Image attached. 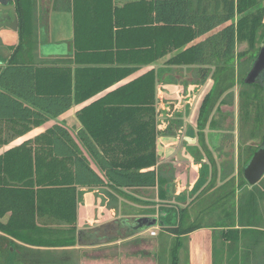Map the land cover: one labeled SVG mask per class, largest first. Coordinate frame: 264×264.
<instances>
[{
	"label": "crops",
	"instance_id": "0c3cea01",
	"mask_svg": "<svg viewBox=\"0 0 264 264\" xmlns=\"http://www.w3.org/2000/svg\"><path fill=\"white\" fill-rule=\"evenodd\" d=\"M152 1L25 0L30 37L17 53L23 61L69 68L72 83L71 89H66L72 95L77 84L84 87L87 81L92 83L89 76L106 80L118 73L123 77L87 99L73 101L59 115H45L40 121L0 119V182L12 183L17 172L28 178L21 199L13 203L12 198H6L2 202L13 206L14 212L7 209L0 216V223L8 227L0 229V264H128L129 246H141V235L149 230L128 226L136 217L147 215L134 213L138 209L134 202L138 201H150L157 209L161 202H170L176 209L190 207L193 202L192 216L209 219L230 211L214 199L227 193L235 208V214L230 211V215L236 220L240 134L223 127L197 128L199 106L209 91L210 78L200 83L196 65L166 63L178 49L159 56V26L153 23ZM128 20L137 24L132 32L127 30ZM205 36L190 41L184 49ZM18 45L19 41L13 43L8 56ZM1 58L5 57L0 56V63ZM149 72L153 74L160 129L154 166L157 181L153 187L115 190L81 144L83 125L78 112L94 101L111 103L104 102L108 91ZM171 102L177 116H161L160 106ZM212 116L218 120L217 115ZM173 120L175 127H171ZM54 124L67 129L103 185L81 186L75 181L71 156L56 157L55 164L49 165L52 158L47 154L52 146L46 132ZM58 150L68 148L58 145ZM177 184L183 188L175 189ZM232 224L239 232L238 221ZM224 230V225L209 220L183 235L185 248L181 238L177 264L182 249L186 264H215V243L222 249L225 242L238 237L235 231L227 239Z\"/></svg>",
	"mask_w": 264,
	"mask_h": 264
},
{
	"label": "trees",
	"instance_id": "16d2710c",
	"mask_svg": "<svg viewBox=\"0 0 264 264\" xmlns=\"http://www.w3.org/2000/svg\"><path fill=\"white\" fill-rule=\"evenodd\" d=\"M152 2L153 23L159 26L157 29L159 56L162 57L168 51L178 49L166 60V63L196 65L200 83L206 78L215 79L199 106L197 128L202 130L207 124L218 123L217 120H213V110L219 104L227 103L224 101L228 94L225 91L231 87L221 86L222 78L234 77L233 59L236 55L238 40L239 38L252 40L251 33L263 21L264 6L256 7L252 11L251 8L257 3L256 0H153ZM14 3L18 20L19 45L9 56L1 58L0 119L40 121L45 118V115L56 116L68 109L73 101L87 99L121 79L123 74L118 73L106 80L102 77H97L95 80L93 76H89L91 81H95L90 84L87 81L84 85L82 84L84 87H78V73H75L77 85L75 84V94L72 95L69 91L72 83L69 68L55 63L38 66L23 61L17 53L24 44H27V38L30 37L27 23L29 14L24 8L25 0H14ZM238 14H240L239 17H237ZM127 23L129 32L137 27L135 21L128 20ZM204 35L206 36L203 39L184 49L187 43ZM129 48H131L130 43ZM256 55L249 59L248 67L240 71V83L243 89L239 90L238 96L244 99L245 114L246 107L256 97L255 89L264 92L262 80L257 79L253 83L244 81ZM152 75V72H149L108 91L103 98H106L104 102L111 103L94 101L78 112L79 120L83 125L79 137L81 144L95 158L105 177L111 182L110 187L115 190L153 187L157 181L154 166L158 160L156 138L160 129L154 103L155 88ZM43 84H46L44 86L46 88H42ZM159 114L174 117L178 112L171 102L166 104V107L161 105ZM175 123L176 121L173 120L171 127H175ZM248 133L251 136L254 135L253 130ZM46 134L52 146V152L47 154L52 158L50 159L52 161L49 160L50 166L55 164L53 160L56 157L71 156L75 181L81 186L103 185V180L91 169L87 158L65 127L54 124ZM263 139L264 132L258 144H252L246 148L247 157L239 167L241 180L245 184L248 183L242 175L243 166ZM58 145H66L68 150L59 151ZM27 179L17 172L11 179L12 183L0 182V216L7 209H12L14 212L11 208L13 206H4L2 202L6 198H12L10 202L14 203L18 197L22 198ZM242 181H239V188L243 184ZM199 187L200 185L196 186L193 191ZM214 199L220 200L221 204L225 205L229 197L227 193H224ZM252 204L253 197L248 195L240 212L238 202L237 221L240 230H245L242 228L244 226L242 216L246 215L247 219L251 215L255 205ZM245 206L248 207V213ZM185 211V207L176 209L159 206L158 208L157 217L161 222L159 225L161 231L171 233L174 237L170 248L171 264H177L181 237L201 227V223L183 227ZM225 214L224 218L231 217L230 211ZM235 221H231V224L227 222L221 224L225 227L224 236L237 231L232 228L235 225L232 223ZM218 225L220 226V223ZM0 229L7 230L8 227L0 223ZM10 233V235H16L14 232Z\"/></svg>",
	"mask_w": 264,
	"mask_h": 264
},
{
	"label": "rangeland",
	"instance_id": "374dc122",
	"mask_svg": "<svg viewBox=\"0 0 264 264\" xmlns=\"http://www.w3.org/2000/svg\"><path fill=\"white\" fill-rule=\"evenodd\" d=\"M256 4L251 8L255 10L256 7L264 6V0H256ZM240 14L237 15L239 17ZM252 40L239 38L236 48V55L233 59L234 65V77L222 78L221 86L229 87L225 93H228L225 100L227 103L219 104L217 108L213 110V114L217 115L218 123L207 124L209 128L223 127L225 129H234L240 134V160L239 167L243 160L247 157L246 148L249 145L258 144L263 132H264V92L255 89L256 97L253 101L246 107L247 113L245 114V107H243L244 99L238 96L240 89H243V85L240 83V71L248 67L249 59L258 53L261 46L264 45V18L263 21L255 28L253 33H251ZM19 41L18 30H13L7 26L0 27V56L7 57L10 53V47L14 42ZM215 80V79H214ZM210 79V88L213 86V81ZM209 88V89H210ZM253 130L254 135H250L248 132ZM253 140V142H252ZM252 142V143H251ZM238 180H241V176L238 168ZM243 183V181H242ZM255 187H250V185L243 183L240 186L239 199L240 212L243 210L245 197L252 195L253 197V212L246 219V215L242 216L245 230H240L235 232L238 235L237 239L235 237L230 239L228 243H224V248L220 249L219 243H215V264H264V175L257 182ZM185 189H187V186ZM183 188L180 184L175 186V189ZM250 188V189H249ZM252 191V192H251ZM250 192V193H249ZM197 198V197H196ZM138 209L134 213H144L147 215L157 216L158 209L154 203L150 201H138L134 202ZM192 203L185 207L184 212V223L183 227L190 224L205 223L206 221H211L213 223L227 222L231 224L233 217L219 216L213 218H202L200 216H192L195 211H193ZM195 202L194 204H197ZM160 206H169L170 202H161ZM238 205V203H237ZM224 208H229V210L235 214L234 204L231 203L230 199H227ZM143 208V209H142ZM246 213H248V207ZM180 209V208H178ZM228 211V210H227ZM223 213V212H222ZM231 213V214H232ZM238 217H236L237 220ZM241 220V219H240ZM247 225V226H246ZM154 231V235L146 230L142 235L141 246L137 248L128 249V264H171L170 248L174 242V237L171 233L166 231L162 232L159 225L147 228ZM232 238V236L225 235ZM182 238V237H181ZM183 246L185 245V239L182 238ZM141 244V243H140ZM141 247V248H140ZM185 248V246H184ZM185 249L180 253V261L178 264H186ZM223 252V253H222ZM222 253V261H220Z\"/></svg>",
	"mask_w": 264,
	"mask_h": 264
},
{
	"label": "water",
	"instance_id": "95a60500",
	"mask_svg": "<svg viewBox=\"0 0 264 264\" xmlns=\"http://www.w3.org/2000/svg\"><path fill=\"white\" fill-rule=\"evenodd\" d=\"M7 26L13 30H17L18 20L14 8V4L2 3L0 0V27ZM264 69V45L260 48L258 55L252 63V66L244 81L246 83H253L257 75ZM264 86V82H262ZM242 175L246 182L252 186L255 185L264 175V139L259 144L258 148L253 152L249 160L245 163L242 169ZM131 228L133 230H144L161 222L155 215H143L136 217L133 220Z\"/></svg>",
	"mask_w": 264,
	"mask_h": 264
},
{
	"label": "flooded vegetation",
	"instance_id": "af4514ba",
	"mask_svg": "<svg viewBox=\"0 0 264 264\" xmlns=\"http://www.w3.org/2000/svg\"><path fill=\"white\" fill-rule=\"evenodd\" d=\"M1 2L4 3V4L7 3V5L10 4V3H13V4H14V8H15L14 0H1ZM261 47H262V46H261ZM261 47H260V48H261ZM260 48H259V50H260ZM259 50H258V53H259ZM258 53H257V55H258ZM257 55H256V56H257ZM257 79H260V80H262V82H264V69H263V71H261V72L257 75L255 81H256ZM132 224H134L133 221L130 222V223L128 224V226L131 227Z\"/></svg>",
	"mask_w": 264,
	"mask_h": 264
},
{
	"label": "built area",
	"instance_id": "2783aa9c",
	"mask_svg": "<svg viewBox=\"0 0 264 264\" xmlns=\"http://www.w3.org/2000/svg\"><path fill=\"white\" fill-rule=\"evenodd\" d=\"M154 233H155L154 231H151V232H150L151 235H154Z\"/></svg>",
	"mask_w": 264,
	"mask_h": 264
}]
</instances>
